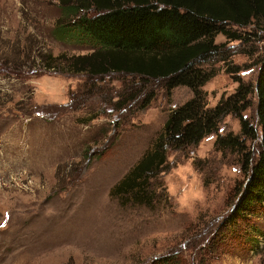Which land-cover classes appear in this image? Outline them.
Masks as SVG:
<instances>
[{
	"label": "rangeland",
	"instance_id": "obj_1",
	"mask_svg": "<svg viewBox=\"0 0 264 264\" xmlns=\"http://www.w3.org/2000/svg\"><path fill=\"white\" fill-rule=\"evenodd\" d=\"M60 17L59 0H0V264H158L172 254L179 264H264V214L222 227L245 176L240 154L217 149L214 133L168 150L151 205L114 194L193 91H168L164 78L72 72L69 59L94 49L58 39ZM231 27L242 38L218 34L222 48L202 62L217 72L202 87L208 107L260 72L264 21ZM250 97L245 114L256 123ZM240 127L227 114L218 131ZM193 191L201 198L182 205ZM245 229L256 230L253 242Z\"/></svg>",
	"mask_w": 264,
	"mask_h": 264
},
{
	"label": "trees",
	"instance_id": "obj_2",
	"mask_svg": "<svg viewBox=\"0 0 264 264\" xmlns=\"http://www.w3.org/2000/svg\"><path fill=\"white\" fill-rule=\"evenodd\" d=\"M59 7L56 37L94 49L69 59L72 72L164 78L168 91L180 85L193 91L190 100L171 111L154 147L113 187L114 194L132 195L136 202L151 205L148 188L164 171L168 150L198 144L214 133L217 149L240 154L245 176L222 227H250L252 217L264 214V58L255 83L237 79L236 92L222 97L214 107L207 106V92L202 87L217 72L203 67L202 62H208L222 48L215 42L218 34L242 38L232 25H261L264 0H59ZM227 70L233 74L238 71L236 67ZM253 94L257 99L256 123L245 114L254 104ZM227 114L239 119L240 133H219V123ZM249 140L258 143V150L250 149ZM249 232L244 234L253 242L256 236ZM179 263L175 254L158 261Z\"/></svg>",
	"mask_w": 264,
	"mask_h": 264
},
{
	"label": "clouds",
	"instance_id": "obj_3",
	"mask_svg": "<svg viewBox=\"0 0 264 264\" xmlns=\"http://www.w3.org/2000/svg\"><path fill=\"white\" fill-rule=\"evenodd\" d=\"M173 194H174V193H173ZM201 196H202V192H200V191H193V192L190 194V197H189V196H186V197L181 201V204H182V205L187 204L189 198H190L191 200L195 201L196 199L201 198Z\"/></svg>",
	"mask_w": 264,
	"mask_h": 264
}]
</instances>
